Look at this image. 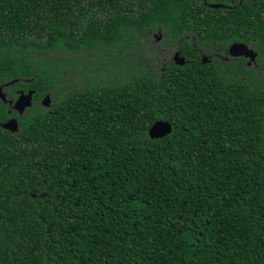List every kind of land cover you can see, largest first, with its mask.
<instances>
[{"label": "trees", "instance_id": "obj_1", "mask_svg": "<svg viewBox=\"0 0 264 264\" xmlns=\"http://www.w3.org/2000/svg\"><path fill=\"white\" fill-rule=\"evenodd\" d=\"M207 3L0 0V86L35 91L22 116L0 101V264H264V0ZM158 28L183 66L141 43ZM186 35L255 63L203 64ZM69 64L98 80L66 88Z\"/></svg>", "mask_w": 264, "mask_h": 264}, {"label": "water", "instance_id": "obj_2", "mask_svg": "<svg viewBox=\"0 0 264 264\" xmlns=\"http://www.w3.org/2000/svg\"><path fill=\"white\" fill-rule=\"evenodd\" d=\"M212 9H218V8H224L223 5L220 4H212L209 6ZM228 56L231 58H238V57H244L249 59L250 63L255 62V59L257 57V53L248 48V46L244 43H233L229 49H228ZM203 63H206L207 58L202 59ZM174 63L178 66H183L185 64V59L180 56L179 52H176L174 54ZM18 80H13L11 82H8L2 86H0V101L8 106H11L10 109L14 110L17 115L22 116L26 109L31 108L33 104V95L34 90H29L27 93H24L23 91H20L18 94L17 99L13 102L12 100H8L6 98V94L4 93V87H7L9 85H13L14 83H17ZM29 82V81H27ZM40 104L48 108L51 105V99L50 96L47 94L43 97ZM11 111V110H10ZM0 127L8 132L15 133L18 130V122L16 118H9L4 123L0 124ZM172 132L171 126L168 123L165 122H155L148 130V136L150 139H161L166 137Z\"/></svg>", "mask_w": 264, "mask_h": 264}, {"label": "flooded vegetation", "instance_id": "obj_3", "mask_svg": "<svg viewBox=\"0 0 264 264\" xmlns=\"http://www.w3.org/2000/svg\"><path fill=\"white\" fill-rule=\"evenodd\" d=\"M208 0H203V3L206 4V6H210L212 4L210 3H207ZM138 35H141L143 38L141 40V43L145 44V43H148V46H150L151 43H153L155 46H156V53H158L157 55L160 57L157 59V62H158V65H161V63L163 65L167 64V63H174V54L176 52H179L180 51H170V50H166L164 47H163V38L166 36V34H163L160 29L158 28L156 31H148V32H142V33H139ZM184 38H187L188 39V42L191 44V46L193 48H195V50L197 51L198 53V56L200 58V61L201 63H203L202 59L203 58H207V61L206 63H203V64H210V62L213 60V59H218V60H221V61H224V62H232V61H235V60H243L245 66L247 67H250L252 64H254L255 62L253 63H250L249 59L247 58H244V57H238V58H231L228 56V49L231 45H229L226 50H223L222 53H219L218 49H212V50H206V49H202V48H199L196 46V40L194 39L193 35H189V36H185ZM162 43V44H161ZM200 43H203L202 41H200ZM150 48V47H149ZM147 52H149V50H147ZM180 56H181V53H180ZM182 57V56H181ZM256 60V59H255ZM176 65V64H175ZM161 70H163V68H161ZM22 91L20 89H16L14 90V93L16 94V99L18 97V94L19 92ZM29 90H27L26 92L24 93H27ZM6 94V93H5ZM6 98H7V94H6ZM8 99V98H7ZM15 99V100H16ZM14 100V101H15ZM13 101V102H14ZM8 106V105H7ZM9 108H11V106H8ZM8 114H10V110L7 111ZM12 118V117H10ZM14 118V117H13Z\"/></svg>", "mask_w": 264, "mask_h": 264}, {"label": "rangeland", "instance_id": "obj_4", "mask_svg": "<svg viewBox=\"0 0 264 264\" xmlns=\"http://www.w3.org/2000/svg\"><path fill=\"white\" fill-rule=\"evenodd\" d=\"M69 58H71V56H69ZM75 61L78 62L80 65H82L81 63L82 60L75 59ZM68 66L69 69L60 79L61 82L65 85V87L69 88L70 90L75 91L77 89L84 88L85 85L93 84L98 80V78H96L94 75H93L94 79H91V77L88 76L89 74L83 72V70L80 68L83 66L75 67L73 70L72 67H70L71 64H69ZM119 70H120L119 65L117 64L114 65L111 63L109 69L107 70L108 72L106 73L107 78L106 79L101 78V79H104V82L106 84L119 83L120 81H123L122 79H124L125 77V73L124 72L122 73V71L120 73ZM120 74H124V77H121Z\"/></svg>", "mask_w": 264, "mask_h": 264}]
</instances>
